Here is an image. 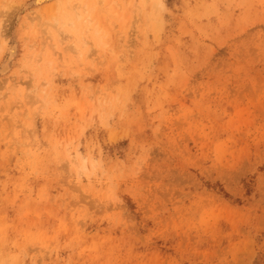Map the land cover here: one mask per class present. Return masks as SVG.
Wrapping results in <instances>:
<instances>
[{
  "label": "clouds",
  "instance_id": "obj_1",
  "mask_svg": "<svg viewBox=\"0 0 264 264\" xmlns=\"http://www.w3.org/2000/svg\"><path fill=\"white\" fill-rule=\"evenodd\" d=\"M0 264H264V0H0Z\"/></svg>",
  "mask_w": 264,
  "mask_h": 264
},
{
  "label": "rangeland",
  "instance_id": "obj_2",
  "mask_svg": "<svg viewBox=\"0 0 264 264\" xmlns=\"http://www.w3.org/2000/svg\"><path fill=\"white\" fill-rule=\"evenodd\" d=\"M12 23H13V26H14V24H15V20H14V18H13ZM8 34H9V35L11 34V29L9 30Z\"/></svg>",
  "mask_w": 264,
  "mask_h": 264
}]
</instances>
